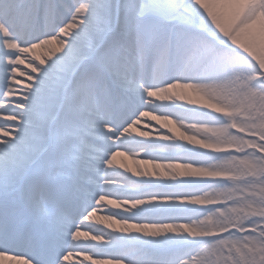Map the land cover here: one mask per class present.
Masks as SVG:
<instances>
[{
    "label": "snow or ice",
    "instance_id": "1",
    "mask_svg": "<svg viewBox=\"0 0 264 264\" xmlns=\"http://www.w3.org/2000/svg\"><path fill=\"white\" fill-rule=\"evenodd\" d=\"M0 264H264V0H0Z\"/></svg>",
    "mask_w": 264,
    "mask_h": 264
},
{
    "label": "rangeland",
    "instance_id": "2",
    "mask_svg": "<svg viewBox=\"0 0 264 264\" xmlns=\"http://www.w3.org/2000/svg\"><path fill=\"white\" fill-rule=\"evenodd\" d=\"M164 103H169V102H164ZM180 103H183V102H180ZM99 215V214H98Z\"/></svg>",
    "mask_w": 264,
    "mask_h": 264
},
{
    "label": "bare ground",
    "instance_id": "3",
    "mask_svg": "<svg viewBox=\"0 0 264 264\" xmlns=\"http://www.w3.org/2000/svg\"><path fill=\"white\" fill-rule=\"evenodd\" d=\"M23 67V66H22Z\"/></svg>",
    "mask_w": 264,
    "mask_h": 264
}]
</instances>
